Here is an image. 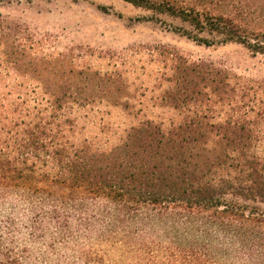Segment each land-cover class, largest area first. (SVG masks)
Returning a JSON list of instances; mask_svg holds the SVG:
<instances>
[{
	"label": "trees",
	"instance_id": "16d2710c",
	"mask_svg": "<svg viewBox=\"0 0 264 264\" xmlns=\"http://www.w3.org/2000/svg\"><path fill=\"white\" fill-rule=\"evenodd\" d=\"M125 1L180 19L198 43L264 56V0ZM172 60L159 105L180 120H142L110 148L73 140L75 104L97 100L67 89L0 115V264H108L113 250L138 264H264V100H224L227 77L205 93L219 100H188L215 81L211 65ZM86 74L85 91L112 90V75Z\"/></svg>",
	"mask_w": 264,
	"mask_h": 264
},
{
	"label": "rangeland",
	"instance_id": "374dc122",
	"mask_svg": "<svg viewBox=\"0 0 264 264\" xmlns=\"http://www.w3.org/2000/svg\"><path fill=\"white\" fill-rule=\"evenodd\" d=\"M0 20L9 33L7 45H0V95L11 92L0 99V115L10 116L14 102L28 100L32 107L34 100H47L44 87L67 89L64 100H97L75 104V142L88 138L110 148L142 120L165 126L180 120L177 112L159 105L172 86L174 56L211 65L207 71L215 81L207 88L197 85L203 95L188 100H219L205 93L222 90L223 77L230 96L224 100H264L263 55L238 43H198L180 19L125 0H0ZM89 69L113 76L101 83L111 85L109 93L85 91ZM106 100H123L130 107ZM107 258L108 264H138L117 250Z\"/></svg>",
	"mask_w": 264,
	"mask_h": 264
}]
</instances>
